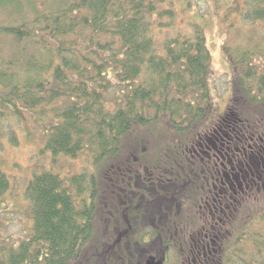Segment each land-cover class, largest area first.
<instances>
[{
	"label": "trees",
	"instance_id": "16d2710c",
	"mask_svg": "<svg viewBox=\"0 0 264 264\" xmlns=\"http://www.w3.org/2000/svg\"><path fill=\"white\" fill-rule=\"evenodd\" d=\"M237 1L239 26L224 18L242 37L224 47L231 101L208 124L206 33L170 31L172 0H0V149L29 113L52 164L85 162L32 174L28 230L12 239L0 220V264H144L171 251L180 264H264V0ZM223 160L244 192H219Z\"/></svg>",
	"mask_w": 264,
	"mask_h": 264
},
{
	"label": "rangeland",
	"instance_id": "374dc122",
	"mask_svg": "<svg viewBox=\"0 0 264 264\" xmlns=\"http://www.w3.org/2000/svg\"><path fill=\"white\" fill-rule=\"evenodd\" d=\"M172 1L175 3V8L177 9L178 22L176 23L177 27H173L170 31L181 29L182 32H187L192 28V24L198 23L206 33L207 45L212 55L209 82L213 103L208 115V124H213L220 115L226 112L231 101L233 71L226 58L224 47L228 41L229 43H235L242 38L235 35V30L229 32L228 28L229 21H233L237 27L239 26V19L235 15V8L240 6L241 1L239 4L236 0ZM229 10H232V14ZM226 13L231 14L228 16V22L224 19L226 18ZM241 27V33L247 32L248 34L249 32H253V30L250 31L248 25H242ZM258 28V33L263 30L262 26H258ZM12 127L16 130L13 132L14 142L9 141L6 134L2 138L0 149L3 168L11 179V190L0 201V220H3L7 224L5 226V236L11 233L12 239H17L24 236L23 232L28 230L30 224L28 215L23 210L25 206L23 191L32 174L41 171L43 168H49L52 165H54L55 170L62 172V174L81 172L84 170L85 162L82 159L70 160L62 158L52 164L50 155L44 150L42 129L35 123V120L29 113L24 122L15 123ZM162 129H164L163 123L159 124L158 127V130L161 131ZM262 191H264L263 188ZM191 204L188 203L187 205ZM203 210L205 211L204 208ZM203 210L198 215H201L204 212ZM109 235L111 236L110 242H107L106 246L103 247L104 250L102 249L103 252L101 251L103 256H107L108 261L112 258L113 251H117V248L110 249L111 246L117 243L114 240L116 235ZM157 246L155 247L156 250H158ZM159 250H161V247H159ZM144 264H146V260ZM165 264H180L174 251L170 252Z\"/></svg>",
	"mask_w": 264,
	"mask_h": 264
},
{
	"label": "flooded vegetation",
	"instance_id": "af4514ba",
	"mask_svg": "<svg viewBox=\"0 0 264 264\" xmlns=\"http://www.w3.org/2000/svg\"><path fill=\"white\" fill-rule=\"evenodd\" d=\"M221 166H222V175L221 177H219L217 180L220 181L221 180V186H222V190L219 191L220 193H224V195H228L229 191L233 189L234 192H236V187L241 190V192H244L243 186H244V180L241 178V175L239 172L235 173L234 171H236L235 167L232 166L230 169V165L229 162L226 161H222L221 162ZM241 171V169H240ZM220 175V174H219ZM242 179V180H241ZM216 187V186H215ZM239 192V191H238ZM218 195V193H217ZM208 206H203V208L205 210L211 209V205L209 204V202H207ZM228 207V206H227ZM208 212V211H206ZM196 249L204 251L206 246H208V242L207 240H200L198 239V241H196ZM152 256V255H150ZM149 257V256H148ZM156 260H162L163 264H165V260L162 258H157L156 256H154ZM147 260V259H146Z\"/></svg>",
	"mask_w": 264,
	"mask_h": 264
},
{
	"label": "water",
	"instance_id": "95a60500",
	"mask_svg": "<svg viewBox=\"0 0 264 264\" xmlns=\"http://www.w3.org/2000/svg\"><path fill=\"white\" fill-rule=\"evenodd\" d=\"M146 264H163V261L156 260L154 256H149L146 260Z\"/></svg>",
	"mask_w": 264,
	"mask_h": 264
}]
</instances>
